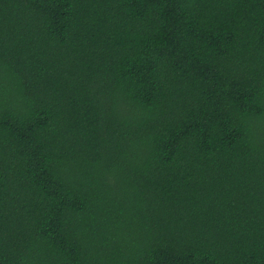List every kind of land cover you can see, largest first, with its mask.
<instances>
[{"label":"trees","instance_id":"obj_1","mask_svg":"<svg viewBox=\"0 0 264 264\" xmlns=\"http://www.w3.org/2000/svg\"><path fill=\"white\" fill-rule=\"evenodd\" d=\"M0 264H264V0H0Z\"/></svg>","mask_w":264,"mask_h":264}]
</instances>
